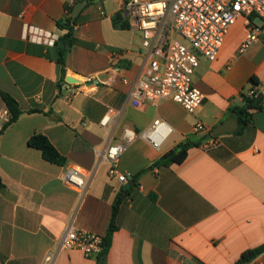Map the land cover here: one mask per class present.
<instances>
[{"label": "crops", "instance_id": "crops-1", "mask_svg": "<svg viewBox=\"0 0 264 264\" xmlns=\"http://www.w3.org/2000/svg\"><path fill=\"white\" fill-rule=\"evenodd\" d=\"M84 2L61 80L58 47L25 40L24 22L60 38L66 30L58 24L76 0H0V91L23 112L0 134V264H42L67 229L105 238L112 219L106 264L240 263L244 252L264 245V108L259 95L253 106L244 98L264 86L263 28L260 41L240 54L246 28L239 20L216 61L200 56L193 81L204 102L194 113L171 99L135 107L129 95L144 62L142 36L114 21L128 20L122 0ZM109 108L119 118L106 129L100 121ZM9 117L0 94V131ZM156 119L169 123L171 135L159 149L141 138L128 145L118 167L129 181L111 178L97 152L120 143L123 128L144 132ZM199 122L206 131L194 134ZM226 122L231 131L206 148L214 139L207 135ZM35 133L49 138L64 165L28 145ZM187 141L200 145L182 163L158 164ZM68 168L85 174L84 192L65 182ZM263 260L264 253L245 263ZM54 264H97V256L60 250Z\"/></svg>", "mask_w": 264, "mask_h": 264}, {"label": "built area", "instance_id": "built-area-1", "mask_svg": "<svg viewBox=\"0 0 264 264\" xmlns=\"http://www.w3.org/2000/svg\"><path fill=\"white\" fill-rule=\"evenodd\" d=\"M121 11L130 25L140 32L145 51L142 68L129 95L131 104L139 107L145 102L158 107L162 101L171 99L189 113H194L204 102L203 93L193 81L200 65V56L211 62L216 61L229 30L239 20L243 21L246 28V36L239 48L240 54L260 41L264 26V0H122ZM21 19L24 20L25 16L22 15ZM256 20H260L262 26ZM23 37L46 46H55L60 39L58 35L26 22ZM98 83L99 80H96L95 84ZM72 95L70 93L69 97ZM258 95L264 108V86L260 94L250 89L244 98ZM118 118L119 113L109 108L100 125L106 129L112 124L116 126ZM204 131L206 126L201 122L193 127L194 134ZM171 133L172 127L162 119L154 120L147 130L140 133L125 127L121 142L108 146L103 153L98 151L97 155L108 164L111 178L126 183L129 181L128 176L118 167L126 147L141 138L159 149ZM217 145L214 138L206 144V148ZM64 180L81 192L87 189L86 176L77 168H68ZM103 248V236L67 229L58 250L48 253L42 264H54L60 250H80L86 257H93L98 256ZM261 264H264V260Z\"/></svg>", "mask_w": 264, "mask_h": 264}, {"label": "trees", "instance_id": "trees-1", "mask_svg": "<svg viewBox=\"0 0 264 264\" xmlns=\"http://www.w3.org/2000/svg\"><path fill=\"white\" fill-rule=\"evenodd\" d=\"M87 1L88 4L92 3L93 0H76V4L80 2ZM67 18L63 21L59 22V27L63 30H66L64 36L60 37L56 46L58 47V57H57V64L60 73V79L63 80L65 78V66H66V58L72 47L77 43V39L74 36L75 28L77 19L72 16V8L68 10ZM123 15V13H122ZM114 21L120 26L121 28H128L130 24L128 20L122 17H115ZM118 21V22H117ZM1 97L5 102L7 109L9 111L10 117L8 121L5 123L3 128L0 131V134L11 124L15 123L19 117L22 115V110L18 101L12 97L10 94L0 91ZM246 102L253 106V98H245ZM260 104L262 102L261 98L259 99ZM244 112V111H243ZM207 138H216L211 133L207 135ZM28 145L32 148L39 150L42 154V157L45 161L56 164V165H64L66 163V158L62 156L55 146L51 143L49 138L42 133H35L29 140ZM200 145V143L187 141L177 145L174 149L165 153L159 160V165H170V164H180L182 163L186 156L187 150L192 146ZM5 186L0 178V190L4 189ZM123 195L118 196L117 202L118 204L122 201ZM118 204L114 206L113 214L115 215L118 209ZM117 229L116 225L113 222L110 223L108 232L106 237L104 238V248L102 252L97 256V264H106V253L109 247L110 239L112 233ZM264 253V245L259 246L257 248L248 250L242 254L240 262H249L259 255Z\"/></svg>", "mask_w": 264, "mask_h": 264}, {"label": "water", "instance_id": "water-1", "mask_svg": "<svg viewBox=\"0 0 264 264\" xmlns=\"http://www.w3.org/2000/svg\"><path fill=\"white\" fill-rule=\"evenodd\" d=\"M85 5V2H80V3H77L74 8H73V13H72V16L74 18H77L78 15L80 14L81 10L83 9ZM66 81L68 83H80L79 80H76L74 78H66ZM231 131V128H230V125H229V122H226L224 124H222L221 126L217 127L215 130L212 131V135L213 136H219V135H222V134H225L227 132Z\"/></svg>", "mask_w": 264, "mask_h": 264}, {"label": "rangeland", "instance_id": "rangeland-1", "mask_svg": "<svg viewBox=\"0 0 264 264\" xmlns=\"http://www.w3.org/2000/svg\"><path fill=\"white\" fill-rule=\"evenodd\" d=\"M256 23L258 24V25H261L262 26V24H261V21L260 20H256ZM263 27V30H264V26H262Z\"/></svg>", "mask_w": 264, "mask_h": 264}]
</instances>
